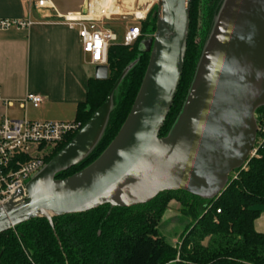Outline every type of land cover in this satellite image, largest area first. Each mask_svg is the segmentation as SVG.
Instances as JSON below:
<instances>
[{
    "label": "water",
    "instance_id": "obj_1",
    "mask_svg": "<svg viewBox=\"0 0 264 264\" xmlns=\"http://www.w3.org/2000/svg\"><path fill=\"white\" fill-rule=\"evenodd\" d=\"M152 1L157 3L155 31L137 46L139 56L148 54L147 66L119 131L88 166L56 178L96 147L114 109L113 98L139 56L72 139L27 182L25 192L19 190L0 207V234L36 218L52 226L54 217L101 206L143 205L163 192L211 201L247 162L256 141L255 112L264 107V0L222 1L180 111L164 137L159 133L183 68L190 0ZM93 71L95 80L107 79V66ZM18 197L23 198L15 201Z\"/></svg>",
    "mask_w": 264,
    "mask_h": 264
},
{
    "label": "trees",
    "instance_id": "obj_2",
    "mask_svg": "<svg viewBox=\"0 0 264 264\" xmlns=\"http://www.w3.org/2000/svg\"><path fill=\"white\" fill-rule=\"evenodd\" d=\"M201 1V0H200ZM223 0H203V22L199 44L193 42L199 0H190L186 51L173 104L160 130L164 137L172 126L192 80L213 19ZM156 8L140 22V38L131 46L111 44L107 50L108 76L89 81L86 102L78 106L75 122L82 126L104 102L123 70L137 59V46L155 31ZM148 54H141L113 98L104 133L90 155L57 175L63 179L92 163L113 140L140 87ZM256 156L247 160L245 170L234 171L220 196L204 201L186 192H163L150 202L131 208L101 206L91 211L46 219L36 218L0 234V264H264V235L253 222L264 208V107L255 112ZM58 144L45 158L48 163L73 137ZM170 202L178 204L186 223L176 245L159 233ZM218 211V212H217Z\"/></svg>",
    "mask_w": 264,
    "mask_h": 264
},
{
    "label": "crops",
    "instance_id": "obj_3",
    "mask_svg": "<svg viewBox=\"0 0 264 264\" xmlns=\"http://www.w3.org/2000/svg\"><path fill=\"white\" fill-rule=\"evenodd\" d=\"M38 1L0 0V20L35 23L24 30L0 31V95L11 102V106L0 103V118L75 122L94 79V67L81 51L76 30L53 22L58 15L82 12L86 0H44L49 9L36 8ZM26 94L42 97L38 108L30 104L20 108L18 101ZM11 111L19 115L10 116ZM253 228L264 235V208Z\"/></svg>",
    "mask_w": 264,
    "mask_h": 264
},
{
    "label": "built area",
    "instance_id": "obj_4",
    "mask_svg": "<svg viewBox=\"0 0 264 264\" xmlns=\"http://www.w3.org/2000/svg\"><path fill=\"white\" fill-rule=\"evenodd\" d=\"M143 2V4L150 3L147 0ZM49 7L44 0L36 3V8L49 9ZM148 7L141 18L132 14L128 15L134 24L125 30L121 45L131 46L140 38V26L137 24L145 19L151 9ZM135 10L139 9L136 7ZM115 15L105 14L103 11L97 12V3L93 0H86L82 12L58 15V21L53 24L76 30L81 51L88 56V63L92 67L107 66V50L111 44L116 42V36L109 30H103L100 24L112 20L111 18ZM33 24L35 23L29 20H0V31L24 30ZM41 102V96L26 94L18 101V104L20 108H23L25 104L38 108ZM0 103L4 106H11L10 100L2 99L1 95ZM80 128L81 125L78 122L30 121L25 118L10 119L2 116L0 118V207L19 190L24 193L27 182L44 167L49 151L63 143L67 137L75 135ZM262 130L264 131V127ZM259 143L260 140L255 141L249 158L256 156ZM246 164L247 162L239 170H245ZM231 175L235 179L237 173L233 172ZM22 198L18 197L15 201Z\"/></svg>",
    "mask_w": 264,
    "mask_h": 264
},
{
    "label": "rangeland",
    "instance_id": "obj_5",
    "mask_svg": "<svg viewBox=\"0 0 264 264\" xmlns=\"http://www.w3.org/2000/svg\"><path fill=\"white\" fill-rule=\"evenodd\" d=\"M203 0H199V4L196 9V17H195V30H194V37L193 42L196 44V46L199 44L200 41V32H201V23L203 22V15H202V9H203ZM130 5L127 6V4L122 3V1H118L116 5L119 6V13L118 15H129L131 14L130 10L136 9V7L139 9L138 11H142L148 7L150 8H156V2H150L143 4V1L141 0H131V3H128ZM133 7V8H132ZM156 10V9H155ZM155 12V11H154ZM133 20H110V21H104L100 24V27L103 30H109L112 34L116 36V42L114 44H122V39L125 30L133 25ZM140 26V24H137ZM10 116H18V112L11 111ZM256 117V116H255ZM180 208L178 204L176 205L175 202H173L172 206L168 207L167 213L163 215L160 223L158 224V231L159 233L169 242L171 245H176L178 241V237L180 232L182 231L186 221L184 218H182L179 215Z\"/></svg>",
    "mask_w": 264,
    "mask_h": 264
},
{
    "label": "bare ground",
    "instance_id": "obj_6",
    "mask_svg": "<svg viewBox=\"0 0 264 264\" xmlns=\"http://www.w3.org/2000/svg\"><path fill=\"white\" fill-rule=\"evenodd\" d=\"M93 1L97 3V12L100 13V11H103L105 14H109V15H113V14L115 15L119 13L118 12L119 6L116 5L118 1H122V3L127 4V6L130 5L128 3H131V0H93ZM142 1H145V0H142ZM147 1L152 2V0H147ZM144 11L145 9L143 10V12L135 10V9H133L132 11L130 10L131 14L136 16L137 18H141Z\"/></svg>",
    "mask_w": 264,
    "mask_h": 264
}]
</instances>
